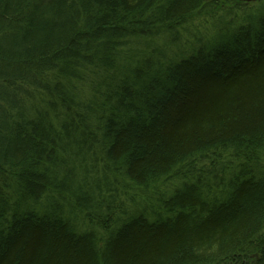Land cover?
<instances>
[{
  "label": "trees",
  "instance_id": "obj_1",
  "mask_svg": "<svg viewBox=\"0 0 264 264\" xmlns=\"http://www.w3.org/2000/svg\"><path fill=\"white\" fill-rule=\"evenodd\" d=\"M240 1L0 0V264H264Z\"/></svg>",
  "mask_w": 264,
  "mask_h": 264
},
{
  "label": "rangeland",
  "instance_id": "obj_2",
  "mask_svg": "<svg viewBox=\"0 0 264 264\" xmlns=\"http://www.w3.org/2000/svg\"><path fill=\"white\" fill-rule=\"evenodd\" d=\"M238 3L240 4L241 8L245 7V9L248 11V13L256 12L259 8L264 6V0H255V1H251V2H247L246 0H241ZM221 10H222V8L220 6L219 9L216 10V13L217 14L220 13ZM76 216H77V214H76Z\"/></svg>",
  "mask_w": 264,
  "mask_h": 264
},
{
  "label": "water",
  "instance_id": "obj_3",
  "mask_svg": "<svg viewBox=\"0 0 264 264\" xmlns=\"http://www.w3.org/2000/svg\"><path fill=\"white\" fill-rule=\"evenodd\" d=\"M247 2L255 1V0H246Z\"/></svg>",
  "mask_w": 264,
  "mask_h": 264
},
{
  "label": "bare ground",
  "instance_id": "obj_4",
  "mask_svg": "<svg viewBox=\"0 0 264 264\" xmlns=\"http://www.w3.org/2000/svg\"><path fill=\"white\" fill-rule=\"evenodd\" d=\"M45 178H47V176L45 175ZM256 257V255H254Z\"/></svg>",
  "mask_w": 264,
  "mask_h": 264
}]
</instances>
